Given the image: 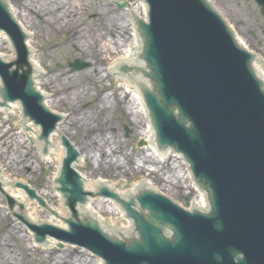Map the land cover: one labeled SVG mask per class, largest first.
I'll list each match as a JSON object with an SVG mask.
<instances>
[{
    "label": "water",
    "instance_id": "95a60500",
    "mask_svg": "<svg viewBox=\"0 0 264 264\" xmlns=\"http://www.w3.org/2000/svg\"><path fill=\"white\" fill-rule=\"evenodd\" d=\"M7 1L0 194L14 222L40 248L56 238L63 252L77 245L104 264H264V13L255 1ZM136 89L155 148L181 156L208 208L184 209L202 208V195L175 157L155 152ZM73 162L88 191L99 179L110 187L85 190ZM90 195L119 204L133 231L105 230L119 208L97 197L80 205Z\"/></svg>",
    "mask_w": 264,
    "mask_h": 264
},
{
    "label": "rangeland",
    "instance_id": "374dc122",
    "mask_svg": "<svg viewBox=\"0 0 264 264\" xmlns=\"http://www.w3.org/2000/svg\"><path fill=\"white\" fill-rule=\"evenodd\" d=\"M0 212L5 211V207L7 206V201L3 194H0ZM6 212V211H5ZM20 224L19 221H15ZM14 220L10 213L8 216L4 218H0V237L7 238V228L13 225ZM20 229L19 234L23 236H27V231H29L25 224ZM18 226V225H17ZM55 240V239H54ZM13 242L11 241V244ZM27 245L29 246V253L33 259L31 261H26L24 258V254L22 247H7V250H0L2 254L10 255V257L5 262L0 258V264H54L57 261L59 264H95L97 260L95 257H92L86 251L75 247H66V250L63 252L62 249L59 248V241L55 240L54 247L51 248H40L39 245H32L29 243L28 239L26 240ZM30 260V259H29Z\"/></svg>",
    "mask_w": 264,
    "mask_h": 264
},
{
    "label": "bare ground",
    "instance_id": "6f19581e",
    "mask_svg": "<svg viewBox=\"0 0 264 264\" xmlns=\"http://www.w3.org/2000/svg\"><path fill=\"white\" fill-rule=\"evenodd\" d=\"M2 202V200H0V203ZM8 216V214L3 211L2 213L0 212V218H6ZM18 225V226H17ZM23 225L18 224V223H14L13 225L9 226L7 229V238H1L0 237V250L4 251L7 250L9 248L7 247H22L20 250H22V253L24 254V258H26V261H31V259H33L29 253V246L26 243V240L28 239L29 243L34 245L35 243L32 241V234L30 231H27V236H23L20 235V229ZM11 241L13 242L11 244ZM55 244V240L54 239H50V245L51 247H54ZM37 245V244H35ZM10 257V255H6L2 254L0 251V258L2 259L3 262H5L6 260ZM30 259V260H29ZM54 264H59L57 261H55ZM95 264H102L100 260H96Z\"/></svg>",
    "mask_w": 264,
    "mask_h": 264
}]
</instances>
